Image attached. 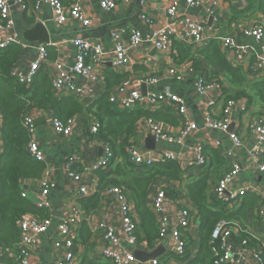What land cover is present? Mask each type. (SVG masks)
<instances>
[{
    "label": "crops",
    "instance_id": "0c3cea01",
    "mask_svg": "<svg viewBox=\"0 0 264 264\" xmlns=\"http://www.w3.org/2000/svg\"><path fill=\"white\" fill-rule=\"evenodd\" d=\"M17 1L13 0L11 4L14 22L11 34L20 41L19 45L22 46L24 52L14 69L24 76L29 73V64L35 57V49L28 47L29 43L24 40L23 33L32 29L36 24L44 25L49 34L50 43L49 48L47 47L48 62L46 63V70L49 75L53 73L52 68L55 62L61 63L65 69L73 65L76 48L71 44V41L76 37L97 42L105 51H109L113 47L112 31L136 29L140 32L143 42L135 49L128 48L126 35L122 38V45L126 49V63L122 69L115 70L110 64V59H107L98 69L99 82L93 86L92 97L89 98H92L94 102L106 91H109L110 95L117 96V105H119V101L123 98H129L132 92L138 93L144 99L169 92L184 102L187 110L186 119L194 124L196 129L181 140V143L159 142L156 139L147 143L148 138L153 135L148 131L146 120L142 119L137 124L136 136L132 139V143L138 144L146 156L155 158L157 162L164 155L163 152L176 155L178 165L183 171L180 180H158L149 195L148 208H150L154 194L158 190H164L167 210L171 217H174L175 211L179 207L191 211L195 210L193 203L186 196L185 189L188 184L195 182L204 171L192 164L195 149L200 144L204 145L203 153L208 165H210L209 172L212 178L217 180L232 165L236 164L240 167V172L232 184V188L252 184L256 189V194H252V196L258 198L264 196V175L252 167L250 160L254 138L248 129L250 124L259 119L264 122V108H262L252 88L254 83L264 81V69L260 71L254 69L258 58L264 57V49L252 38L245 37L242 33L247 26L260 24L264 27V13L260 10L262 0H249L247 4L238 3L237 0H198L200 3L198 6H188L184 0H178V15L174 21H170L166 15L170 0H146L144 5L141 4L140 0H128L127 2L115 0L117 7L111 12L101 10L98 0H87L82 5V9L92 21L89 27H82L72 19L68 20L65 25L59 26L52 20V12L47 5H41L38 12L28 14L21 12L19 9L21 4ZM20 1L25 9H32L35 3L34 0ZM63 2L69 4L72 0H63ZM143 14L152 21L151 24L142 22L141 16ZM184 18H190L195 23L204 22L207 27L212 26L222 38H230L237 46L246 44L252 49L251 54L240 65L233 66V53L228 52L225 55V52L221 50L219 40L214 39L219 43V49L227 63L242 70L246 79L244 82L230 83L223 70L208 65L201 56H198L196 47L185 49V46L188 45L181 38L183 35L182 20ZM159 28H168L172 32L174 42L171 51H157L147 41L146 37L150 31ZM180 46L183 47L180 50L177 49ZM186 53L188 57L179 60ZM50 55L54 59L50 60ZM173 71L174 73H172ZM198 77L205 78L208 83H217L222 88L212 89L205 97H198L195 86V80ZM150 78H155L156 83L149 84L147 80ZM77 81L80 84L84 83L82 79H77ZM125 82H128V86L122 94H118V88ZM143 86H145V94L143 93ZM227 99H233L237 103V108L232 113L229 131L237 134L241 139L242 145L239 147L232 143L228 134L210 131L204 125V115L208 113L214 118H219ZM152 111L168 113L174 118L172 123H159L168 129L171 136L177 137L183 127V122L174 106L165 104L161 109H152ZM34 118L35 121H39L37 125L34 123L35 138L45 155L46 169L40 179L22 182L21 190L26 194V199L35 204L40 200L41 180L48 178L54 183V188L49 193L47 199L49 209L46 211L52 218V224L46 234L38 236L31 262L32 264H64L61 261L63 252L54 248L50 237L55 233L57 224L62 219L69 217H78L82 221L81 230L75 240L76 264H80L83 257L95 261V254L99 253V249L104 243L100 234L91 233L90 227L102 222L119 231L121 223L119 206L113 197L101 196L98 208L90 213H86L80 204L82 199L94 195L97 191L98 177L94 171V165L101 155L100 145L91 141L88 135V124L94 118L86 114L77 116L74 131L68 138L58 137L51 132L49 127L50 116L47 113L36 111ZM216 143L219 144L218 147ZM2 151L3 143L0 138V153ZM212 151L218 152L216 157L220 162H218L217 170H215L216 162L211 160ZM222 151L230 154L231 157L227 160L224 159ZM70 158L76 160V163L71 166V172L80 174L83 185L88 189L89 194L86 197L77 196L78 186L68 175L66 162ZM209 189V197H211L212 186ZM125 193L131 206H133L130 193L128 190H125ZM135 216L136 214L134 218L138 220L139 218ZM237 224L239 232L246 233L247 231L257 246L264 244V217L259 215L257 206L249 208L246 219L238 221ZM171 229L172 225L170 231ZM197 229L198 224L196 223L186 236L189 242H192V246L189 248L190 259L196 256L199 249ZM86 236L88 239L84 242ZM169 236L170 233L164 242L158 243V246L161 244L166 249V253L158 259L159 262L163 264H188L190 259L178 260L177 257L168 253L169 239L167 240V238ZM158 246L149 249L140 244L135 251L150 252Z\"/></svg>",
    "mask_w": 264,
    "mask_h": 264
},
{
    "label": "built area",
    "instance_id": "2783aa9c",
    "mask_svg": "<svg viewBox=\"0 0 264 264\" xmlns=\"http://www.w3.org/2000/svg\"><path fill=\"white\" fill-rule=\"evenodd\" d=\"M12 1L13 0H0V49H5L13 43L20 44V41L11 34L14 28L11 14ZM86 1L87 0H73L70 6H65L62 0H34L35 3L32 9H25L20 0L17 2L21 4L19 7L21 12H26L28 14L38 12L41 5H47L51 9L52 20L59 26L65 25L68 20L72 19L77 21L82 27H89L92 21L82 9V5ZM98 1L100 9L104 12H111L117 7L115 0ZM123 1L127 2L128 0ZM140 1L142 5L146 2V0ZM184 1L188 6H198L200 4L198 0ZM237 2L247 4L249 0H237ZM166 15L170 21L177 19L178 0H170ZM141 20L145 24L152 23L145 14L141 16ZM182 25L183 35L181 38L189 47L202 48L211 40L218 39L221 50L225 52V55H227L228 52L233 53V66L240 65L244 59L251 54L252 49H250L249 46L246 44L237 46L232 39L222 38L212 26L207 27L204 22L195 23L190 18H184L182 20ZM242 33L245 37L252 38L264 49V27L262 25L247 26ZM125 35L127 37L129 49H135L143 42L140 32L136 29L112 31L111 39L113 47L109 51H105L97 42L82 39L80 37L74 38L71 41V44L76 48V56L73 65L65 69L61 63L55 62L52 68L53 73L50 74L52 90L55 96L58 98L73 96L77 97L79 100L92 97V88L99 82L98 69L103 63H105L107 59H110V64L115 70L122 69L126 63V49L122 45V38ZM146 39L157 51L166 52L172 50L174 39L172 37V32L168 28L151 30ZM48 45H39L37 48H33L35 49V57L29 64V73L26 76L19 74L16 69L12 71L11 75L18 83L30 85L38 70L42 66L46 68V63L48 62ZM254 69L256 71L264 69V57L258 58ZM172 73H174V71ZM77 79H82L84 83H78ZM156 81L155 78L147 80L149 84H155ZM127 86L128 82L121 84L118 88V94H122ZM195 86L198 97H205L212 89L218 87L222 88V86H218L217 83H208L203 77H198L195 80ZM109 101L112 104H118L117 96L114 94L109 96ZM165 104L174 106L178 115L181 117L183 127L180 133L177 137L171 136L168 129H166L162 123L156 122L153 119L146 120L148 131L159 142L181 143V140L190 135L196 129V126L186 119L187 110L184 102L179 97L167 92L144 99L138 93L132 92L129 98L121 99L117 106L124 110H133L139 106L152 111V109H161ZM236 108V101L227 99L219 118H214L208 113L204 115V125L210 131L228 134L232 143L236 147H239L242 145L241 139L237 134L229 131L232 113ZM36 111L40 110H34L28 113L22 121L23 127L27 129L30 135V140L26 145V151L33 160L45 163V155L35 138L34 113ZM49 119L50 130L56 136L68 138L72 135L76 124V117L66 122L60 121L57 118H52L51 116ZM98 129L99 124L93 119V121L88 124V135L91 141L100 145L99 147L101 150V155L94 165V171L106 169L113 158V153L109 144L102 143L96 139ZM248 129L254 138V147L250 151L252 167L264 175V162L260 160L264 155L263 120L259 119L250 124ZM216 146L218 147L219 144L216 143ZM203 152L204 145H198L195 149V157L192 163L195 167L200 169H204L208 166L207 159ZM144 153L145 152H143L138 144L132 143V140L130 146L126 149L128 161L137 167H150L155 163L165 162L178 164L177 156L170 152H163L164 155L159 158V162H157L155 158L153 159L146 156ZM222 155L226 160L231 157L230 154L223 151ZM74 163H76L74 158H70L66 162L68 175L78 186L76 190L77 196L86 197L89 193L87 187L82 183V176L78 173L71 172V166ZM239 172L240 167L234 164L212 184L213 196L222 201L228 211L238 207L246 195L256 194L255 186L252 184L239 185L232 188V184L236 181ZM53 188L54 183L48 178L40 181V200L34 204L38 209L48 211L49 203L47 199ZM101 196L113 197L118 203L121 229L118 231L112 226L102 222H98L90 227L91 233L100 234L104 243L102 248L99 249V253L97 255L95 254L94 260L107 261L110 264H163L159 262V260L145 263H139L135 260V249L140 246L136 235L139 221L134 218L135 213L133 206H131L125 190L121 187L110 186ZM22 197L26 198V194L23 192ZM257 208L259 215L264 217V196L260 197V204ZM149 209L155 216L158 224L159 238L154 247L158 246V243L164 242L166 236L170 233V236L167 238V240L169 239L168 253L174 257H182L186 247L185 238L188 232L196 225L197 219L193 211L184 207H179L176 209L174 217H171L167 210L166 193L164 190H158L154 194ZM81 222L82 221L78 217L62 219L57 224L55 233L50 237L54 248L57 251L63 252L61 261L64 264H76L77 262L75 240L77 234L81 230ZM51 224L52 218L49 215L45 218H40L36 215H26L23 217L17 224L19 231L18 244L12 251H4L0 248V259L4 255H7L15 264H32L31 257L37 246V238L42 234H46ZM171 225L172 229L170 231ZM240 232L236 221L222 220L216 224L210 237V249L213 254L212 264H264V244H259V246L250 248L247 245V240L237 242L236 238ZM0 264L5 263L0 262Z\"/></svg>",
    "mask_w": 264,
    "mask_h": 264
},
{
    "label": "trees",
    "instance_id": "16d2710c",
    "mask_svg": "<svg viewBox=\"0 0 264 264\" xmlns=\"http://www.w3.org/2000/svg\"><path fill=\"white\" fill-rule=\"evenodd\" d=\"M62 3L70 6L73 0L69 4H65L62 0ZM260 10L264 13V0L260 3ZM182 47L177 49L180 50ZM186 48L188 49L189 46H185ZM219 48V43L211 40L206 46L197 48V54L208 65L223 70L230 83L244 82L246 79L242 70L227 63ZM23 52L22 46L16 43L0 49V138L3 143V151L0 153V248L4 251L15 249L19 242L17 224L23 217L36 215L45 218L48 215L46 211L38 209L23 198L21 190L22 182L40 179L46 169L45 163L33 160L27 153L26 145L30 135L22 125L28 113L40 110L63 122L86 114L93 117L99 124L96 139L109 144L113 158L106 169L96 171L97 191L94 195L80 201L82 209L86 213L96 210L102 193L110 186L128 190L134 204V212L139 218L136 233L138 243L152 249L159 238V232L156 218L148 208L149 195L159 179L177 181L181 179L183 171L177 163L171 162L155 163L150 167H137L128 161L126 149L136 136L137 124L142 119L172 123L174 118L168 113L153 112L139 106L133 110L118 108L110 103L109 91L89 106L83 105L77 97L58 98L53 93L51 78L44 66L38 70L30 85L20 84L11 73L23 56ZM187 57L186 53L179 60ZM50 58V60L54 59L51 55ZM252 88L264 108V81L254 83ZM217 153L212 151L211 154V160L216 162L215 170L218 169V162H220L216 157ZM261 162H264V155ZM209 168L210 165L204 168L196 181L188 184L185 189L186 196L194 205L193 214L197 219L199 240L198 252L194 258L190 259L189 248L192 242L185 238L184 254L177 259H190L188 264H212L210 237L216 224L222 220L243 221L246 219L248 209L260 203V198L248 194L238 207L230 211L226 210L225 204L216 199L213 194L209 197V188L215 181ZM87 235L89 236V233ZM88 236L84 238V242L87 241ZM242 240H247L250 248L257 246V243L245 232L239 233L236 239L237 242ZM0 262L15 264L7 255H4ZM80 264L110 263L98 259L92 261L83 257Z\"/></svg>",
    "mask_w": 264,
    "mask_h": 264
},
{
    "label": "water",
    "instance_id": "95a60500",
    "mask_svg": "<svg viewBox=\"0 0 264 264\" xmlns=\"http://www.w3.org/2000/svg\"><path fill=\"white\" fill-rule=\"evenodd\" d=\"M24 40L29 43L30 48H37L39 45H48L50 43V38L48 31L42 24H36L32 29L26 30L23 33ZM145 86H143V93L145 94L144 90ZM81 103L83 105L89 106L93 103L92 98H83L81 99ZM39 121H35V125L38 124ZM155 137L151 136L148 138L147 143L149 141H154ZM154 149V148H153ZM101 153V150H100ZM166 253V249L163 245L158 246L156 249L145 252V251H135L134 258L139 263H145L148 261L158 260Z\"/></svg>",
    "mask_w": 264,
    "mask_h": 264
}]
</instances>
